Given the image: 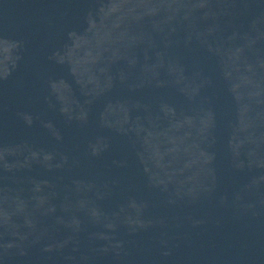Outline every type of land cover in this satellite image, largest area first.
Returning a JSON list of instances; mask_svg holds the SVG:
<instances>
[{
  "label": "water",
  "instance_id": "obj_1",
  "mask_svg": "<svg viewBox=\"0 0 264 264\" xmlns=\"http://www.w3.org/2000/svg\"><path fill=\"white\" fill-rule=\"evenodd\" d=\"M0 264H264V0H0Z\"/></svg>",
  "mask_w": 264,
  "mask_h": 264
}]
</instances>
